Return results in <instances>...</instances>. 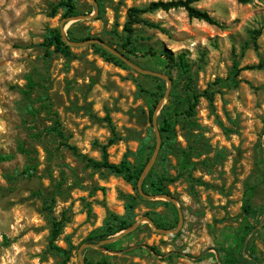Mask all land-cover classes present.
<instances>
[{
	"label": "rangeland",
	"instance_id": "obj_1",
	"mask_svg": "<svg viewBox=\"0 0 264 264\" xmlns=\"http://www.w3.org/2000/svg\"><path fill=\"white\" fill-rule=\"evenodd\" d=\"M157 1L176 0H95L96 11L91 0H77V16L91 18L69 23L65 32L72 42L98 38L125 54L128 10ZM58 2L0 0V156H10L0 163V264H60L47 251L49 216L60 225L55 244L72 246L66 264H79V246L108 213L124 216V197L135 194L90 161L101 159L110 126L118 140L107 148L108 161L135 153L150 129L151 93L162 88L159 102L167 89L165 81L115 65L92 46L71 48L69 59L46 56L44 35L63 19L53 11ZM194 7L216 25L182 9L155 11L140 14L129 36L128 60L170 81L157 125L169 116L174 129L152 167L153 177L168 179L173 202L141 197L130 226L147 214L174 230L180 211V229L160 234L142 222L111 252L83 251L92 264H264V0H202ZM236 70L232 86L227 77ZM208 89L211 103L200 98L192 117L179 115L192 94Z\"/></svg>",
	"mask_w": 264,
	"mask_h": 264
},
{
	"label": "trees",
	"instance_id": "obj_2",
	"mask_svg": "<svg viewBox=\"0 0 264 264\" xmlns=\"http://www.w3.org/2000/svg\"><path fill=\"white\" fill-rule=\"evenodd\" d=\"M200 1L202 0H176V1H167V2L157 1V2H151L146 7H143V8L129 9L127 13V22L124 25V31L127 33V37H126L125 42L121 45V49L125 51V54L118 50L117 51L126 59L129 58L128 55H132L133 50L132 48L129 47L131 44L129 36L132 33V28L130 25L138 22L137 17L140 14L152 13L155 11L166 12L170 10L182 9L186 12L188 18L190 19H196V20L203 21L210 25H216L215 20L212 17H210V15L207 12L199 10L194 7V4ZM235 1L239 4L246 5V4H249L252 0H235ZM76 2L77 0H59V2L53 7V11L54 12L61 11L62 18L77 16ZM66 33H67L68 39L72 40L70 37V29L67 30ZM252 38H253V41H255V34H252ZM87 39L89 38H85L83 40H87ZM253 45L255 44L253 43ZM41 46L44 48L45 50L44 52L46 56H49L51 55L52 52H54L67 59L72 57L71 47H69L62 41L59 29H48L44 35ZM92 47L105 59L113 62L115 65L125 68V65L123 62H121L118 58L111 55L110 53L106 52L100 46L92 45ZM161 56L168 58L170 55L169 53L165 52L161 54ZM180 64L183 67L187 68L184 62L183 56H180ZM237 73H238V70H236L233 75H230L227 77V79L230 81L232 86L237 85V82L235 81V77L237 76ZM154 79L156 81L162 82L158 78H154ZM159 90H160V94L151 93L153 102L151 103L149 107V116H148L150 129L147 133V136L143 139V141L139 145L136 152L135 153L128 152L117 164L110 163L108 161L107 148L113 145L118 140V137L115 133L114 128L110 126L112 138H110L105 145H102L99 147L100 153H101V159L99 161H94V160L90 161L91 166L95 170H106L111 175L121 177L125 182H127L128 184L132 186V189L135 194L134 195L129 194L124 197L125 199V215L124 216H118L113 213H108L101 227L91 232L87 236L85 243L96 244L102 240H106L126 230L128 227H130L134 219V216H135L134 211L136 207L138 206L139 201L142 200V198L137 193L136 183H137V180L139 178L141 171L143 170L148 159L150 158L149 154L147 155L146 153H148L147 152L148 150L153 151L154 144H155L154 136L152 132L151 117L158 103L159 97L162 96L161 94L162 88H160ZM213 93L214 92L211 89H208L201 93L192 94L191 101L187 103L186 109L182 111L181 113H179V115H184L186 117H192L194 115V111L196 107L199 104V99L205 98L209 103H211ZM172 120H173L172 117H169V116H165L161 118L158 117V129H159V133L161 136V148H160L159 155H158L159 157L161 156V153L164 150V148L170 145L173 141L174 129H173ZM187 156L188 154L185 151L181 150L180 157L183 160H186ZM130 157L133 158L134 162H131L129 160ZM9 159H10V156L1 155L0 163L8 161ZM152 173H153V168L149 172L148 176L143 182L142 189L144 193L148 195H152V196H162V195L169 196V193L166 189V184H165L167 183L168 179L162 176L153 177ZM173 212H174L173 213L174 217L177 219L176 212L175 211ZM243 212L248 215L251 214V210L249 206V199L244 200ZM47 213L49 215L48 209H47ZM145 216L148 217L158 228L169 229L171 227L168 224L163 223V221H162V225H159L153 220L152 217L148 216L147 214H145ZM49 222H50V235H49V243H48L47 251L58 256L61 259L60 264H66L71 256L72 246L68 243V248L63 249L55 244V241L57 240L60 234V225L50 216H49ZM252 230H253V227L249 228V232ZM244 239L245 237L243 238V240ZM116 244L117 242H114L111 244H107L103 247L110 251V249L113 248ZM148 251L156 253L153 248H148ZM109 257L110 256H107L106 259H108ZM84 262L85 264H92L86 259H84Z\"/></svg>",
	"mask_w": 264,
	"mask_h": 264
},
{
	"label": "water",
	"instance_id": "obj_3",
	"mask_svg": "<svg viewBox=\"0 0 264 264\" xmlns=\"http://www.w3.org/2000/svg\"><path fill=\"white\" fill-rule=\"evenodd\" d=\"M94 6V10H97V6L95 3V0H91ZM91 18V16L89 15H79V16H71V17H67V18H63L59 24V32L62 38V41L68 45L71 48H81L84 46H92V45H98L101 48H103L106 52L110 53L111 55L115 56L116 58H118L121 62H123L127 67H129L130 69H132L133 71H135L136 73L140 74V75H144V76H150V77H155V78H159L163 81L166 82L167 84V89L164 93V96L161 100H159V102L157 103L154 112L152 114L151 117V125H152V129H153V134H154V149L152 151V154L150 156V158L148 159L147 163L145 164L143 170L141 171L139 178L137 180L136 183V189H137V193L139 194L140 197L147 199V200H155L157 198H162L164 200H168L173 202L172 198H170L167 195H162V196H152V195H148L145 194L143 189H142V185L144 180L146 179V177L148 176L149 172L151 171L152 167L154 166L160 148H161V136L159 133V129H158V125H157V112L159 111V109L162 107V103L164 98L167 97L168 95V89L170 86V81L168 80L167 76H165L164 74H160L157 72H153V71H149V70H144L140 67H138L137 65H135L134 63H132L131 61H129L128 59H126L125 57H123L117 50H115L114 48H112L111 46H109L108 44H106L105 42H103L102 40L98 39V38H89L87 40H83L80 42H72L67 38V34L65 32V27L69 24V23H75L77 21L80 20H84V19H89ZM177 215H178V224L177 227L174 230H168V229H160L158 228L148 217H142L141 219H139L137 222H135L132 226H130L128 229L124 230L121 232V234H119L118 236L115 237H111L108 238L106 240H102L96 244H90V243H83L79 246L78 250H77V260L79 264H85L83 257H82V252L87 250V249H101L102 246L107 245L109 243H112L114 241H116L117 239L121 238L124 235H127L131 232H133L142 222H147L152 229L160 234H171L174 235L177 233V231L180 229L181 223H182V217H181V212L177 211Z\"/></svg>",
	"mask_w": 264,
	"mask_h": 264
},
{
	"label": "clouds",
	"instance_id": "obj_4",
	"mask_svg": "<svg viewBox=\"0 0 264 264\" xmlns=\"http://www.w3.org/2000/svg\"><path fill=\"white\" fill-rule=\"evenodd\" d=\"M6 7L7 8H13V4H8ZM20 11H23V7L22 6H21V8L19 10L16 11V14L18 15L20 13Z\"/></svg>",
	"mask_w": 264,
	"mask_h": 264
}]
</instances>
